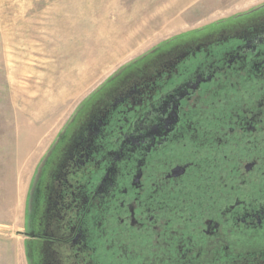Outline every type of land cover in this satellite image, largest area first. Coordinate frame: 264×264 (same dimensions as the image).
<instances>
[{"label":"flooded vegetation","instance_id":"1","mask_svg":"<svg viewBox=\"0 0 264 264\" xmlns=\"http://www.w3.org/2000/svg\"><path fill=\"white\" fill-rule=\"evenodd\" d=\"M33 187L29 264H264V4L110 78Z\"/></svg>","mask_w":264,"mask_h":264},{"label":"rangeland","instance_id":"2","mask_svg":"<svg viewBox=\"0 0 264 264\" xmlns=\"http://www.w3.org/2000/svg\"><path fill=\"white\" fill-rule=\"evenodd\" d=\"M263 4L0 0V264H29L22 232L37 171L83 101L157 48Z\"/></svg>","mask_w":264,"mask_h":264},{"label":"snow or ice","instance_id":"3","mask_svg":"<svg viewBox=\"0 0 264 264\" xmlns=\"http://www.w3.org/2000/svg\"><path fill=\"white\" fill-rule=\"evenodd\" d=\"M194 71H195V69H193V72ZM177 83H181V82L178 81ZM173 87H175V85H173ZM181 95H183V93H181ZM97 159L99 160V157ZM101 176H104V173L103 172H101ZM104 178H105V180H107V177L106 176Z\"/></svg>","mask_w":264,"mask_h":264},{"label":"bare ground","instance_id":"4","mask_svg":"<svg viewBox=\"0 0 264 264\" xmlns=\"http://www.w3.org/2000/svg\"><path fill=\"white\" fill-rule=\"evenodd\" d=\"M22 141V140H21ZM22 145V144H21Z\"/></svg>","mask_w":264,"mask_h":264}]
</instances>
